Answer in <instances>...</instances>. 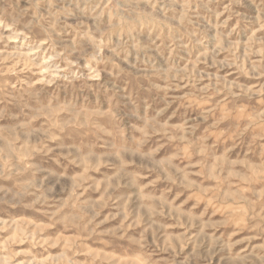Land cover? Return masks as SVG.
Here are the masks:
<instances>
[{
  "label": "rangeland",
  "instance_id": "1",
  "mask_svg": "<svg viewBox=\"0 0 264 264\" xmlns=\"http://www.w3.org/2000/svg\"><path fill=\"white\" fill-rule=\"evenodd\" d=\"M0 264H264V0H0Z\"/></svg>",
  "mask_w": 264,
  "mask_h": 264
}]
</instances>
